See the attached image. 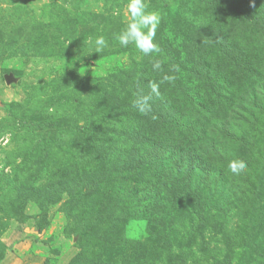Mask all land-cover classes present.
Instances as JSON below:
<instances>
[{
  "label": "rangeland",
  "instance_id": "374dc122",
  "mask_svg": "<svg viewBox=\"0 0 264 264\" xmlns=\"http://www.w3.org/2000/svg\"><path fill=\"white\" fill-rule=\"evenodd\" d=\"M145 3L149 56L117 38L127 0H0V264H264V0ZM154 147L168 177L116 170Z\"/></svg>",
  "mask_w": 264,
  "mask_h": 264
},
{
  "label": "clouds",
  "instance_id": "9594fccd",
  "mask_svg": "<svg viewBox=\"0 0 264 264\" xmlns=\"http://www.w3.org/2000/svg\"><path fill=\"white\" fill-rule=\"evenodd\" d=\"M126 8L130 19L117 37L120 45L127 47L129 44H132L145 56L159 53L160 48L155 41L157 30L161 23L160 13L155 10H149L145 0H127ZM116 14L118 13L114 12V15ZM93 45L94 50L92 52L101 54L106 47V40L102 35L97 36L93 41ZM152 69L160 71L162 69L161 61L155 60L152 63ZM176 70L178 69L173 67L170 71ZM162 79L163 81L172 82L175 77L165 74ZM148 88L149 91L147 93L140 88L133 101L134 107L142 115H148L151 112L153 98L161 96L160 83L157 81H149ZM228 169L233 175H240L246 171L247 163L242 159H233L229 161Z\"/></svg>",
  "mask_w": 264,
  "mask_h": 264
},
{
  "label": "trees",
  "instance_id": "16d2710c",
  "mask_svg": "<svg viewBox=\"0 0 264 264\" xmlns=\"http://www.w3.org/2000/svg\"><path fill=\"white\" fill-rule=\"evenodd\" d=\"M262 22H263L262 20H258V22L256 24V26L259 28L260 31L262 29L260 26ZM209 72H210V70H206V69L200 70L199 67H197V70L193 73V75H195L197 77L200 76V78H202L204 81L208 82ZM177 89L181 91L183 100L188 101L189 100V97H188L189 93L187 91H185L184 88H181L179 86L177 87ZM185 127H183V128H185ZM219 128H220V131L222 133H225L226 132L225 130L228 127L226 125L221 124L219 126ZM186 129H188V127H186ZM232 135L233 134L230 135L231 136L230 140H232L235 144L240 145L242 143V140L236 136L233 137ZM204 138H205V134H202L201 136H199V140L204 139ZM157 145H159V144H157ZM193 145H194V142L192 144L188 143L187 145H185V147H189V146H193ZM189 149L191 150V148H189ZM177 151H178L177 154L181 152V150H177ZM144 156L146 158H144L142 162H139V160L134 162L133 157H132V159L126 158V159L120 161V164L118 165V168H116V170H118L120 173L127 176L128 179L133 182L134 180H136L137 177H139L141 175L140 170L144 166H146L147 164L151 163V164H154L158 169L157 176L155 177V179H157V181H159L161 178L163 179V178L168 177V175L165 174L166 168L164 167V161L169 156V154L165 153L161 149H160V152H158L156 147H154V149L152 148L151 153L149 155H144ZM137 169H139V170H137ZM171 178H172L174 184L178 183V180L175 178V176H171ZM137 197H138V195L135 196V199ZM146 198H147V196L144 195L143 200H145ZM171 198H172V195H170V199Z\"/></svg>",
  "mask_w": 264,
  "mask_h": 264
}]
</instances>
